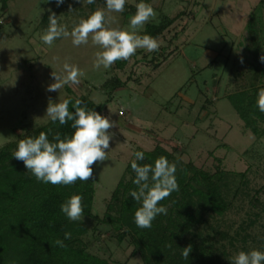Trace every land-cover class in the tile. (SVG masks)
<instances>
[{
    "label": "rangeland",
    "instance_id": "rangeland-1",
    "mask_svg": "<svg viewBox=\"0 0 264 264\" xmlns=\"http://www.w3.org/2000/svg\"><path fill=\"white\" fill-rule=\"evenodd\" d=\"M140 2L127 0L123 13H108L102 7L111 17L110 27L130 30V18ZM143 2L153 7L156 16L138 32L140 35L148 25L181 14L158 39L163 56L139 49L137 53L144 51L148 58L136 54L124 69L115 68L117 61L109 69L95 70V53L101 49L91 40L79 47L72 44L70 36L55 40L51 46L41 40L48 28L43 21L46 14L55 12L58 24L71 32L88 16L89 4L72 0L65 7L50 0H0V148L25 129L49 123V101H64L69 87L76 97L89 94L103 106L102 115L116 122L110 130L115 136L108 159L95 166L96 202L101 210L102 201L116 188L137 148L151 151L157 144L171 152L177 150L182 161L200 168L215 171L217 158L228 171L250 168L247 179L251 192L264 189V137L258 138L245 128L228 99L238 74L249 67L253 76L263 77L264 63L259 58L264 55V0ZM175 33L178 37L173 40ZM65 63L84 72L80 83L65 85L60 92L47 91L55 82L52 72L61 73ZM252 63L258 70H252ZM114 76L126 84L110 96L101 86ZM260 199L264 203V190ZM229 217L239 224L244 211L235 209ZM255 233L264 235V226L259 225ZM110 234L104 232L93 253L115 264H142L140 256L130 259L132 248L127 244L105 241Z\"/></svg>",
    "mask_w": 264,
    "mask_h": 264
},
{
    "label": "trees",
    "instance_id": "trees-1",
    "mask_svg": "<svg viewBox=\"0 0 264 264\" xmlns=\"http://www.w3.org/2000/svg\"><path fill=\"white\" fill-rule=\"evenodd\" d=\"M50 1L56 3V0ZM71 2L64 0L62 5L66 7ZM102 7L106 8V0H95L89 4L87 17ZM48 17L46 14L43 20L45 28ZM180 19V13L164 18L158 24L148 25L142 35L159 39ZM177 37L175 33L172 39ZM136 54L148 58L144 51ZM157 54L163 56V52L155 51L154 55ZM155 60L156 56L151 62ZM127 64L128 61H118L115 68L124 69ZM159 66L160 63L155 64L154 68ZM252 66V70H258L256 64ZM250 69L238 74V82L228 99L245 128L263 138L264 113L256 107V101L259 89L264 88V74L258 78ZM125 84L120 77L114 76L101 86V90L111 96ZM66 90L65 100L70 101V111H74L73 105L79 99L82 107L102 114L103 106L92 101L89 94L76 97L69 87ZM71 124L72 121L65 125L50 121L35 129H25L14 141L0 148V264H115L92 251L105 231L111 232L105 241L127 244L132 248L130 259L140 256L142 264H231V258L239 251H264V235L255 233L259 225L264 226V203L260 199L264 189L251 192L247 179L250 168L245 172L228 171L221 167L222 160L217 158L219 165L213 171L182 161L176 155L177 150L171 152L160 144L151 151L138 147L136 152L145 154L143 161H137L141 166H154L161 156L175 163L179 184L178 191L160 202L167 208V214L158 215L150 229H141L134 222L135 211L141 204L129 195L130 191L137 190L133 182L136 174L131 168L134 155L110 197L102 201V210L96 202L95 167L92 180L54 186L38 181L22 161L13 158L12 153L21 139L38 137L42 131L48 134L50 141L57 133L61 138L69 137L74 132ZM73 195L83 198L84 207L83 216L75 222L69 221L60 208ZM235 209L244 211L239 224L229 217ZM65 232H71V239L64 240L66 248H60L55 240L64 239ZM189 245L192 251L188 259H184L183 249Z\"/></svg>",
    "mask_w": 264,
    "mask_h": 264
},
{
    "label": "clouds",
    "instance_id": "clouds-1",
    "mask_svg": "<svg viewBox=\"0 0 264 264\" xmlns=\"http://www.w3.org/2000/svg\"><path fill=\"white\" fill-rule=\"evenodd\" d=\"M127 0H106L108 13H123ZM57 5L64 0H56ZM82 3L93 4L95 0H82ZM136 12L130 18V30H122L110 27L111 17L105 10L97 9L86 19L73 27L71 32L63 25L58 24L55 12L48 17V28L42 35L44 44L51 46L55 40L71 37L74 46L87 45L89 40L101 50L95 53L93 68L95 70L109 69L117 61H129L143 49L147 52L159 51L160 42L151 35H140L138 32L154 19L156 12L150 4L141 0L135 5ZM260 62L264 63V55L260 56ZM241 63L243 58L241 57ZM85 74L75 65L65 63L63 71L52 72L55 80L46 89L49 92L59 91L65 85H78ZM256 107L264 113V88H260L257 94ZM69 100L52 103L51 100L46 109V115L53 123L59 122L65 125L72 121L74 132L65 138L57 133L50 141L46 132H40L38 137L21 139L17 149L12 153L13 158L22 161L25 168L38 181L50 183L54 186H68L78 180L87 182L94 178V167L102 165L108 159L110 143L115 133L110 130L116 127V122L108 116L102 115L96 110H88L82 107V101L76 100L74 111L69 110ZM109 110L111 111L110 107ZM131 168L135 175L134 184L137 190L130 191L129 195L141 206L135 211L134 222L141 229H150L152 222L160 214H167V208L161 205V201L179 190L176 179L177 166L161 156L155 160L154 166L137 161H143L145 154L137 151ZM83 198L73 195L62 203L61 212L69 221H79L84 214ZM71 239V232L64 233V239H56L55 245L66 248L64 240ZM171 247V245H168ZM192 251L191 245L183 249L182 257L188 259ZM231 264H264V251L251 250L239 251L234 255Z\"/></svg>",
    "mask_w": 264,
    "mask_h": 264
}]
</instances>
